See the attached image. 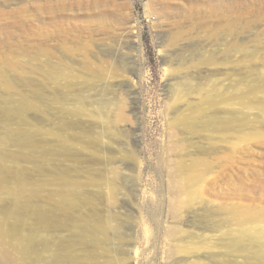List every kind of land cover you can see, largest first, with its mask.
Instances as JSON below:
<instances>
[{
	"label": "rangeland",
	"instance_id": "rangeland-1",
	"mask_svg": "<svg viewBox=\"0 0 264 264\" xmlns=\"http://www.w3.org/2000/svg\"><path fill=\"white\" fill-rule=\"evenodd\" d=\"M0 264H264V0H0Z\"/></svg>",
	"mask_w": 264,
	"mask_h": 264
},
{
	"label": "bare ground",
	"instance_id": "bare-ground-1",
	"mask_svg": "<svg viewBox=\"0 0 264 264\" xmlns=\"http://www.w3.org/2000/svg\"><path fill=\"white\" fill-rule=\"evenodd\" d=\"M99 2H100V1H99ZM97 5H98V4H97ZM187 180H188V178H187ZM192 182H193V181H192ZM192 182H191V183H192ZM191 183H190V184H191ZM186 184H187V182H186ZM186 184H185V190H186V191H189V188H190L189 185H190V184H189V185H186ZM190 189H191V188H190ZM190 194L192 195L193 193H189V195H190ZM194 194H195V193H194ZM189 195H188V196H189Z\"/></svg>",
	"mask_w": 264,
	"mask_h": 264
}]
</instances>
